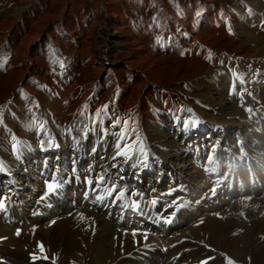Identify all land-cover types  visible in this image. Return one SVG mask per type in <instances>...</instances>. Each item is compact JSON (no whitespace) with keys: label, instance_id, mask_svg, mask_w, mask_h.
<instances>
[{"label":"bare ground","instance_id":"1","mask_svg":"<svg viewBox=\"0 0 264 264\" xmlns=\"http://www.w3.org/2000/svg\"><path fill=\"white\" fill-rule=\"evenodd\" d=\"M46 1L0 0V29L14 28L18 37L26 34L35 42L40 23L47 28L54 20L52 6L38 17ZM80 1L54 2L69 17L73 8L83 9ZM175 1L174 7L160 1L153 26L140 30L150 37L145 43L128 30L130 21L114 0H92L86 8L98 43L90 64L94 80L88 83L78 78L62 88L51 82L42 95L17 84L24 77L45 81L51 62L31 54L23 61H0L5 147L0 161L7 166L0 173V195L11 197L5 200L7 211L0 212V264H42L44 256L66 264H204L206 259L207 264H264V0ZM186 1L203 3L201 23L214 17L219 26L193 28L189 11L195 5ZM222 2L229 6L217 10L215 4ZM61 32L74 37L65 28ZM210 75L216 77L212 85L198 91ZM96 82V93L103 94L93 97ZM105 105L107 115L101 111L100 120L108 135L102 139L100 123L90 120ZM115 119L121 124L112 128ZM192 119L199 121L197 127L185 128L184 121ZM22 124L36 126L22 133ZM121 131L133 155L127 162L112 159L119 139L112 133ZM13 135L20 142L17 152ZM141 144L146 164L136 154ZM100 175L105 181L94 191ZM53 178L64 183L40 201L45 181ZM86 178L93 180L91 186ZM222 179L225 187L210 190ZM113 183L125 196L114 202V193L97 202ZM153 199L158 203L150 207ZM173 200L180 202L174 217L168 206ZM133 201L139 210L125 206Z\"/></svg>","mask_w":264,"mask_h":264},{"label":"rangeland","instance_id":"2","mask_svg":"<svg viewBox=\"0 0 264 264\" xmlns=\"http://www.w3.org/2000/svg\"><path fill=\"white\" fill-rule=\"evenodd\" d=\"M54 1L55 0H47L38 8V17H42L48 13V10L51 9L52 6L51 11L52 15L54 16V20L49 23L47 28H43L44 23H40L38 27L40 36L39 39L35 42H29L26 39V34L23 36L20 35L18 37L14 34V28L5 27L4 29H0V61H13L15 59L23 61V59L26 60L30 57H37L44 63H52V67L48 70V72H46V74L48 73V76L46 77L45 81L40 80L36 81L35 83H30L31 79L24 77L17 84L18 87L29 84L31 90L37 91L42 95L48 90V88L45 86H48L51 82L57 84L58 87L63 88L64 84L70 81H74L75 79L77 80L78 78H80V80L84 82L86 81V83L94 80V75H92L90 64L92 62V57L95 54L94 46H96L98 40L96 38V29L90 28V18H88V8H86L87 5L92 3V0H81L79 4H84L83 9L81 10L73 8V11L69 14V17H66L67 13L60 12L61 5H55ZM160 1L161 0H114V2H116L117 8L121 9V11L125 13L126 19L130 21V26H128L129 29H127H132L135 37H137L138 39L142 38L143 42L145 43L150 42V37L148 33L145 35L141 32L143 34L142 36L140 34V30L141 28H148L153 26V19L151 16L154 11L161 10L162 7L161 5L159 6ZM168 1L172 4L173 7L177 4L175 0ZM187 3L190 4V6L195 5L193 4L194 2L192 3L191 1H186L185 4ZM223 5L229 6V3L222 2L220 4H215L217 10L220 9ZM68 7H70V5ZM205 12V5L203 3H197L195 7L191 6V10L189 11V13L190 16L195 20L193 28L200 26L205 29H215L219 26V24L214 21V17H210L205 20L204 23H201L199 18ZM197 13L200 14L197 15ZM102 14L103 11L101 10L96 13L99 18ZM61 28H65L69 33H73L74 37L69 38L63 35V32H61ZM47 31L53 34L51 39H47ZM83 39H85L86 41H84ZM77 41H79V43ZM219 54V52H214V56H218ZM114 58L119 59L120 55H114ZM105 75L106 73H102V75H100V78ZM87 76L88 79L85 80L84 78ZM215 78L216 77L214 75L208 76L203 81L198 91H205L209 86L212 85L211 82ZM97 89L98 84L96 82L94 88L92 89L93 97L98 94L96 93ZM54 91H56V89H54L53 92ZM195 91H197L195 90V88H191V92L193 94H196ZM102 94L103 92L100 91L98 95L101 96ZM260 111H264V108H261ZM16 117L19 118L18 116ZM99 120L100 116L96 117L95 119L92 118L90 120V124L92 125L95 122L98 123ZM28 128H30L28 124H22L19 130L23 133ZM4 148L5 147L3 141H0V152L3 151ZM226 185L227 182L222 179L220 181H217V183L212 184L210 190L222 188ZM206 192L208 193V187L206 188ZM230 194L231 193L227 194V198ZM148 205L150 207H153L150 201ZM235 234H237V231L233 230L231 235L234 236ZM19 236H23V232H21V235ZM24 236H28V233H25ZM24 254L29 257L28 253ZM28 262L32 263L33 260L30 258ZM41 263L66 264L64 262H61L60 260H52L49 258L42 260ZM234 264L244 263L235 261Z\"/></svg>","mask_w":264,"mask_h":264},{"label":"snow or ice","instance_id":"3","mask_svg":"<svg viewBox=\"0 0 264 264\" xmlns=\"http://www.w3.org/2000/svg\"><path fill=\"white\" fill-rule=\"evenodd\" d=\"M200 13H197V15H199ZM260 26L262 28H264V21H261V24ZM228 31L232 32V29L231 27L229 26L228 27ZM160 40V37H157V42H159ZM185 53H181V55H184ZM213 58V55H212V52L209 51L208 54H207V59L211 60ZM221 64H224L225 62L224 61H221L220 62ZM233 75L235 76L236 73L233 72ZM244 80H243V77L241 76L240 77V83L243 84ZM47 87V86H45ZM22 91V90H21ZM240 95L241 97L244 96V92L241 91L240 92ZM249 95H252L251 93H249ZM11 103V102H9ZM243 106V105H242ZM85 108H87V105L84 106ZM107 108L108 106L105 105L104 106V109L103 110H97L95 115L97 117H99L101 115V111L104 112L105 115H107ZM189 112H191V109H188ZM246 111H249V112H252L253 109L251 107H246ZM83 114V113H81ZM2 119H0V123H2ZM100 125H101V128H100V131L104 134L102 136V139H104L108 133H107V129L103 127V124H104V121L103 120H100L99 121ZM121 124V121L119 119H115L112 123H111V127L112 128H116L118 127L119 125ZM125 124H127V121H125ZM199 124V121L196 120V119H192V120H185L184 121V127L185 128H189V127H192V128H195L197 127V125ZM30 127H35L36 125H29ZM87 127V125L85 126ZM39 130H43V122H41L39 124ZM96 129L93 128L91 129V131H95ZM88 131H85L84 132V137L87 138L88 136ZM112 135H116L119 137V139L117 140V142L115 143V154L113 155L112 159L113 160H116L118 157H124L125 158V162H127L128 160H132L133 159V155L130 154L129 152V146H128V143L125 141L124 139V133L123 131H121L120 133H112ZM12 139L13 141H16V137L13 135L12 136ZM124 143V147L122 148L121 147V143ZM18 143H20L19 141H16L15 143H13L12 147H13V151L14 152H17L18 151ZM41 143H43V141H41ZM91 151L95 152L96 151V148L93 147L91 149ZM136 154L142 158V161L147 162L148 160V154H147V151L145 150L144 146L141 144L138 151L136 152ZM135 166V165H133ZM113 168H118V165L117 164H113L112 165ZM7 171V166L6 164H4L3 161H0V173H5ZM76 169L73 168V172H75ZM76 179H79V177L77 176ZM105 181V176L103 175H100L97 177L96 179V185H95V189L94 191H101V185L104 183ZM46 183V191L43 193V195L40 197V201H45L47 200V198L50 196V195H53L55 194L58 189L61 187L62 183H64L63 181H57L55 178H53L51 181H45ZM86 184L91 186L93 184V180L91 178H86ZM175 191V189L173 190ZM116 193L115 197H114V202L115 201H120L124 196H125V190L124 189H121L118 193H117V185L115 183H113L111 185L110 188H105L102 192V194L100 195H97L95 197V200L97 202H103L106 198H109V197H113V194ZM132 196H137V195H143L142 193H131ZM10 200L11 197H5L3 195H0V212H6L7 211V204L5 203V200ZM150 203L155 206L157 203H158V200L156 199H153L150 201ZM180 202L178 200H173L168 206L169 207H173L174 208V211L171 213V216L174 217L175 216V213L176 211H178V208L176 207L177 204H179ZM126 207H131V209L133 211H137L139 210V202L138 201H133L131 205H125ZM182 206V205H181ZM166 210V209H165ZM80 216V219L83 221L85 219L83 213H80L79 214ZM164 223H169L171 224L173 222L172 219H166L163 221ZM136 233L134 232L133 235H135ZM16 235L19 236L21 235V230L20 229H17V232H16ZM39 248H40V251L43 253L44 249H43V243L41 242L40 245H39ZM44 259H48L47 256H44L43 257ZM33 259H35V256H33ZM204 264H207V259L205 260Z\"/></svg>","mask_w":264,"mask_h":264}]
</instances>
